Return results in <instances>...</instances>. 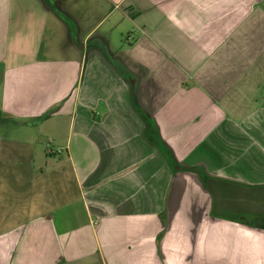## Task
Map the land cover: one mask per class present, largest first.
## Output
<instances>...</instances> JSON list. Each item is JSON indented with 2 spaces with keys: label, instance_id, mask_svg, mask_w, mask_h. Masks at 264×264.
Instances as JSON below:
<instances>
[{
  "label": "crops",
  "instance_id": "obj_1",
  "mask_svg": "<svg viewBox=\"0 0 264 264\" xmlns=\"http://www.w3.org/2000/svg\"><path fill=\"white\" fill-rule=\"evenodd\" d=\"M0 264H264V0H0Z\"/></svg>",
  "mask_w": 264,
  "mask_h": 264
},
{
  "label": "rangeland",
  "instance_id": "obj_2",
  "mask_svg": "<svg viewBox=\"0 0 264 264\" xmlns=\"http://www.w3.org/2000/svg\"><path fill=\"white\" fill-rule=\"evenodd\" d=\"M53 144H54V142H53ZM53 144H51V146H50V144L48 145V143H47V148L50 150V149H52L53 147H52V145ZM54 149V148H53ZM57 152H62L63 150L62 149H55ZM63 152H65V151H63Z\"/></svg>",
  "mask_w": 264,
  "mask_h": 264
},
{
  "label": "trees",
  "instance_id": "obj_3",
  "mask_svg": "<svg viewBox=\"0 0 264 264\" xmlns=\"http://www.w3.org/2000/svg\"><path fill=\"white\" fill-rule=\"evenodd\" d=\"M45 3L47 2V0H43Z\"/></svg>",
  "mask_w": 264,
  "mask_h": 264
}]
</instances>
